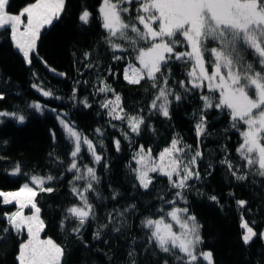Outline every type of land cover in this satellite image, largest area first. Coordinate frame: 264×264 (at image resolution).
<instances>
[{
    "label": "snow or ice",
    "instance_id": "snow-or-ice-1",
    "mask_svg": "<svg viewBox=\"0 0 264 264\" xmlns=\"http://www.w3.org/2000/svg\"><path fill=\"white\" fill-rule=\"evenodd\" d=\"M132 4L138 5L135 17L131 14ZM9 5L10 0H0V30H8L10 27L15 46L22 53L25 62L30 64V53L36 48L41 30L61 18L66 0H34L18 14L10 13L7 10ZM98 11L101 27L106 33L104 42L112 51L113 60L120 61L127 57L124 80L132 85L146 82L156 93L148 105L149 116L159 114L170 120L173 100L179 102L188 94H195L198 90L200 92L203 107L195 126V149L177 134L156 156L151 147L145 149L141 144L133 153L137 167L133 169L131 164L127 167L135 174L138 186L144 190H149L154 182V177L150 174L166 177L168 188L176 190L171 200L159 197L162 206L157 210L160 213L158 218L145 217L141 220L140 226L146 230L147 237L145 252L154 247L159 253L171 257L174 264H201V258L208 264H213L212 253L199 250L203 244L202 226L187 207L175 205L177 201L187 204L185 193L191 190V181L203 180L198 163L203 160V138L209 135L205 127V113L209 109H216L221 113L226 111L230 128L238 132L240 137L236 148L239 162L225 156L220 164L227 167L236 181H246L250 175L264 179V0H102ZM25 16L26 23L22 19ZM91 18L87 8L79 15L82 25H88ZM21 25L23 31H19ZM210 44L213 46L209 47ZM181 48L184 50L179 51ZM117 52L121 55H116ZM90 55L91 53L85 52V60ZM174 63L185 68L191 65L190 70L184 73L186 79L175 81L180 92L170 86L171 65ZM85 67L91 69L94 65L88 63ZM108 71L111 73V68ZM58 75L63 76L64 73ZM32 87L44 97L54 95L51 90H44L40 85L33 84ZM76 91L74 87L71 97L73 100H76ZM148 91L149 89H145V92ZM95 93L104 94L105 99L100 101V108L106 111L113 128H116V124L112 121H119L122 125L126 122L127 130L121 127L119 131L131 144L132 134L137 137L141 135L148 117L142 114V110L137 114L125 111L121 95L104 79L98 80ZM109 93L114 99L108 98ZM3 98V93H0V99ZM79 103L91 107L87 98ZM28 107L37 113H43L46 105L33 101ZM49 111L56 112L55 109ZM66 115L57 113V120L65 132L67 142L72 145L69 153L71 162L65 171L73 173L69 186L77 203L65 210L60 229L62 232L68 231L67 224L75 221L76 226L69 234H74L82 241V230L98 219L97 206L90 201V196H94L97 201L106 199L97 190L100 177L95 165L103 162L107 169L108 164L106 158L97 153L98 147L102 150L105 148L103 139L94 143L77 131L70 121H66L63 118ZM5 118L17 124H23L27 119L21 112L0 110V124L4 123ZM148 127L155 132L152 125ZM95 132L99 137L104 136L101 128L95 129ZM52 139L55 142V132L52 133ZM113 145L117 152L121 151L119 139L113 138ZM85 149L92 157V166L80 163ZM53 155L49 153V156ZM54 162L64 164L59 156H55ZM212 167L209 164V168ZM7 174L13 177L22 175L26 182L16 191L0 190V204L14 205L16 209L3 214L7 227L3 229L0 241L7 239L10 233L20 238L15 257L17 264H63L68 251L66 246L50 237L41 238L45 221L41 218L38 196L40 193L51 194L56 191L48 185L62 179L64 174L61 173L60 177L52 174H29L22 171L19 162ZM80 182H83L82 187L79 186ZM120 195L118 190L113 189L111 199L115 201ZM209 199L219 204L215 195ZM246 203L238 200L237 211L241 212L240 227L244 230L241 239L244 245H249L257 236L264 239V232L257 233L244 219L242 213ZM163 205L170 206V210L165 212ZM25 209H28V214ZM136 211L135 204H128L122 209L107 212V223L99 225L93 232V239L99 240L101 231L108 230L109 225H112V232L120 233L127 226L128 215ZM25 232L26 240L22 239ZM136 243L137 240L133 237L132 246L128 250L130 264H138V253L134 247ZM163 264H169L168 260H164Z\"/></svg>",
    "mask_w": 264,
    "mask_h": 264
},
{
    "label": "trees",
    "instance_id": "trees-1",
    "mask_svg": "<svg viewBox=\"0 0 264 264\" xmlns=\"http://www.w3.org/2000/svg\"><path fill=\"white\" fill-rule=\"evenodd\" d=\"M33 2L34 0H10L7 10L17 14ZM100 2L101 0H66V8L61 18L41 30L36 48L30 53V64L14 48L10 28L0 30V93L4 95L0 99V110L21 112L27 117L23 124L6 118L0 124V157H4L0 159V190H16L26 182L22 175L13 177L7 174L17 162L22 171L29 174H52L56 177L64 174L62 179L48 185L56 191L51 194L40 193L38 196L41 218L45 221L41 238L50 237L66 246L68 251L63 264H130L128 250L132 246L133 237L137 240L134 247L138 253V264H163L166 259L169 264H174L171 257L159 253L154 247L145 252L146 230L140 226V222L145 217L158 218L160 213L157 210L162 206L159 197L171 200L176 190H170L167 178L158 174H150L154 177V182L149 190L140 188L135 174L127 165L131 164V168H136L133 153L141 144L145 149L151 147L154 155L168 146L177 134L195 149V126L199 122L203 107L199 98L200 92L198 90L195 94H188L179 102L173 100L170 120L159 114L149 116L148 105L156 93L146 82L132 85L124 80L127 57L120 61L113 60V53L104 42L106 33L101 27L98 11ZM137 7L136 4L131 6L133 17ZM85 8L92 15L88 25H82L79 21V15ZM211 46L213 45L210 44L209 47ZM85 52L91 53L88 60L84 58ZM116 55L121 53L117 52ZM88 63H92L94 67L86 68ZM171 68L170 86L180 92L181 89L175 81L185 80L184 73L190 70L191 65L185 68L174 63ZM52 70L64 75H58ZM99 79L106 80L121 95L125 111L137 114L142 110V114L148 117L141 135L137 137L132 134L131 144L119 131L121 127L127 130L126 122L122 125L119 121H112L116 124V128H113L109 124L106 111L100 108V101L105 96L95 93ZM33 84L40 85L44 90H51L53 97L42 96L32 87ZM74 87L77 90L76 100L71 99ZM145 89L149 91L145 92ZM111 97L109 93L108 98ZM84 98H87L91 107L79 103ZM33 101L46 105L43 113H37L28 107ZM49 109H55L56 112ZM57 113H66L67 121L75 125L80 133L94 143L103 139L105 145L103 150L98 147L97 153L106 158L108 168L104 167L103 162L95 167L100 177L97 190L106 199L97 201L94 196H90V201L97 206L98 219L82 230V241L74 234H69L76 226L75 221L67 224L68 231L62 232L60 229L65 210L76 204L77 200L70 193L69 181L72 180L73 173L65 171L71 162L69 153L72 145L65 138V132L57 120ZM205 117V127L209 135L203 138L201 151L204 155L202 162L198 163L203 180L191 181V190L185 193L187 204L177 201L175 206L187 207L189 213L202 226L203 244L199 250L210 251L213 264H264V239L257 236L249 245H244L241 239V212L237 211V201H246L242 213L244 219L257 233L264 232V179L250 175L246 181L241 182L231 176L220 161L228 156L239 162L236 153L240 141L239 133L230 128L226 111L221 113L219 110L209 109ZM148 125H152L155 132ZM97 128L102 129L103 137L97 135ZM53 132L56 134L55 142L52 139ZM113 138L120 140L121 151L115 150ZM49 153L54 155L49 156ZM55 156H59L64 164H56ZM80 163L92 166V157L86 149ZM209 164L213 167L209 168ZM209 172L211 175H208ZM79 186L82 187L83 182ZM113 189L121 193L115 201L111 199ZM212 195L218 197L219 204L209 199ZM128 204H135L137 211L128 215L127 226L120 233H114L111 231L112 225H109L108 230L101 231V238L94 240L93 232L100 224L107 223V212L122 209ZM163 207L165 212L170 210L168 205ZM14 210V205L0 204V235H3V229L7 227L3 214ZM25 237L24 234L22 239L25 240ZM20 242V238L14 233L0 241V264H17L15 257ZM201 264L208 262L201 258Z\"/></svg>",
    "mask_w": 264,
    "mask_h": 264
},
{
    "label": "rangeland",
    "instance_id": "rangeland-1",
    "mask_svg": "<svg viewBox=\"0 0 264 264\" xmlns=\"http://www.w3.org/2000/svg\"><path fill=\"white\" fill-rule=\"evenodd\" d=\"M101 3H102V0H101V2H100V4H99L98 9L100 8ZM30 4H31V3H30ZM27 5H28V4H27ZM27 5H26V6H27ZM26 6H25V7H26ZM19 13H20V12H19ZM17 14H18V13H17ZM22 19H23L24 22L26 23V16L23 17ZM9 28H10V27H9ZM10 30H11V29H10ZM19 31H23V26H22V25H21ZM12 41H13V40H12ZM13 44H14V42H13ZM14 46H15V44H14ZM14 48L17 49V50H19L16 46H15ZM182 51H183V50H182ZM21 55H22V53H21ZM22 56H23V55H22ZM52 72H54V73H59V72L56 71V70H52ZM204 91H205V94H207L206 89H205ZM217 95H218V94H217ZM109 99H114V97L112 96V97L109 98ZM63 118L67 121V119H66L65 117H63ZM58 123H59V121H58ZM59 124H60V123H59ZM61 127H62V126H61ZM62 129H63V128H62ZM76 130H77V129H76ZM77 131H78V130H77ZM166 147H167V146H166ZM137 150H138V149H137ZM161 150H162V149H161ZM161 150H160V151H161ZM160 151H159V152H160ZM159 152H158V153H159ZM158 153H156V154H158ZM156 154H154V156H156ZM133 161H134V160H133ZM134 162H135V161H134ZM135 166L137 167L136 162H135ZM11 170H12V169H11ZM11 170L9 171V173L11 172ZM38 175H39V174H38ZM18 189H19V188H18ZM18 189H16V190H18ZM16 190H11V191H16ZM15 210H16V209H15ZM15 210H14V211H15ZM25 213L28 214V209H25ZM191 215H192V214H191ZM168 219L170 220V218H168ZM240 223H241V222H240ZM174 230H178V229H175V228H174ZM243 233H244V230H243ZM24 234H25V236H26V237H25V240H26V239H27V234H26V232H25ZM242 235H243V234H242ZM42 239H46V238H42ZM203 251H205V250H203ZM203 251H202V252H203Z\"/></svg>",
    "mask_w": 264,
    "mask_h": 264
}]
</instances>
